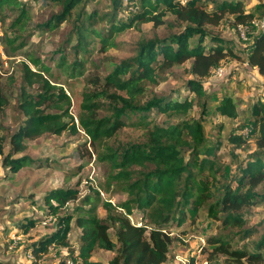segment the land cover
<instances>
[{"label": "trees", "instance_id": "trees-1", "mask_svg": "<svg viewBox=\"0 0 264 264\" xmlns=\"http://www.w3.org/2000/svg\"><path fill=\"white\" fill-rule=\"evenodd\" d=\"M42 1L59 6L55 14L39 24L45 30H53L73 16L72 59L68 61L63 51L53 62L55 71L69 77L83 75L94 39L98 49L105 52L115 46L118 33L142 23L172 27L174 21L179 30L139 40L135 53L121 59L103 76L86 74L76 116L70 112V96L48 77L50 66L27 54L34 69L23 64L15 106L20 118L8 137L0 136L3 168L11 175L32 162L26 154L17 155L26 149V140L81 130L90 140L96 158L109 164L104 188L115 185L125 194L124 200L115 205L102 199L100 189L93 186H88L82 197L75 187L49 190L43 196L45 213L55 219L56 225L27 246L32 257L36 260L51 246H60L68 249L65 258L79 264H105L91 259L95 249L114 251L107 264H162L173 240L167 225L175 223L179 227L187 220L193 223L199 211L204 210L216 223V231L204 236L199 250L207 255L208 262L264 264V220L247 224L250 208L264 204V192L255 190L264 184V102L256 98L252 104L249 135L254 136L255 148L243 164L236 166L238 173L231 176L234 184L226 181L229 171L216 155L220 142L208 139L200 118L186 117L194 104L205 111L210 96H205L204 83L217 67L229 61H245L255 68L264 88V32H257L244 46L245 52L239 53L228 40L208 29L226 18L233 28L238 23L248 24L254 13L238 0H110L111 10L103 15L82 8L93 0ZM255 8L264 9V2ZM4 9L17 13L8 25L13 36L6 39L8 44L20 39L13 47L16 50L24 44L30 14L22 0H0V13ZM119 10L128 17H118ZM168 15L172 20L165 18ZM101 20L107 26L95 28V22ZM186 61H190L188 72L192 78L184 83L183 96L149 93L150 87L162 82L172 67ZM6 103L0 84V106ZM213 110L227 118L238 116L237 102L225 93L214 103ZM152 112L175 120L157 123L150 116ZM124 127L144 130L143 140H115ZM227 139L236 146L247 141L236 132L228 134ZM5 141L9 146L6 153ZM75 200L78 202L71 211L61 212ZM98 207L104 210L103 217L98 215ZM134 209L142 213L139 224L128 218ZM72 219L80 229L77 250L70 248L68 241ZM38 221L28 219L19 227L26 233ZM253 235L257 237L251 239ZM234 239L245 242L239 246ZM65 260L59 264H65ZM194 262L195 257H190L183 264Z\"/></svg>", "mask_w": 264, "mask_h": 264}, {"label": "rangeland", "instance_id": "rangeland-1", "mask_svg": "<svg viewBox=\"0 0 264 264\" xmlns=\"http://www.w3.org/2000/svg\"><path fill=\"white\" fill-rule=\"evenodd\" d=\"M124 1V0H123ZM235 1V0H234ZM243 7L254 13V19L264 16V9L255 6L264 0H238ZM30 14V22L27 31L24 33V44L14 50L20 39L12 44L6 42L7 38L13 36L9 33L8 25L17 14L15 11L4 9L0 13V84L3 97L7 103L0 106V136L9 134L15 128L20 118L15 108L22 84L23 64L27 63L34 69V66L27 60V54L38 57L44 64L51 68V76L46 75L51 81L63 87L71 98L70 112L76 116L80 95L85 87V75L96 73L103 76L109 69L114 67L121 59L132 56L136 51L137 42L143 38L154 36L162 37L169 32L179 30V24L173 21V26H153L151 22L140 24L139 27L126 29L118 33L115 38V46L105 52H101L96 39L89 45L90 52L82 69L83 75L69 77L64 73L54 70V63L58 57L66 52L68 61L72 59L70 46L75 42L72 27L73 16L58 24L53 30H45L40 23L45 22L59 10V6L42 0H22ZM82 8L86 12L95 10L99 15L110 12V0H93L85 3ZM103 17V16H102ZM118 17L126 18L128 13L119 10ZM172 20V16L165 17ZM99 20V19H98ZM95 28H105L106 21L95 22ZM211 33L219 35L228 40L233 48L244 53V46L252 40V37L259 32L258 29L250 31L248 40L240 39L229 18L224 19L218 26H208ZM206 40L205 42H207ZM190 61L172 67L166 74L165 79L155 86H151L149 93L166 95L172 98L183 96V89L186 80L192 78L188 72ZM222 71L212 72L211 77L204 83L205 96L210 99L206 104L205 111L201 110L198 104H194L189 111L187 118H200L204 123L206 135L209 140H217L220 147L216 155L220 162L229 171L226 181H232L231 176L237 175V168L243 164L249 154L254 150V136L246 133L245 128L252 125L251 108L256 98L264 102V88L261 86L262 79L258 77L255 68L248 63L229 61L223 65ZM28 89V88H27ZM33 91V89H28ZM229 94L237 102L238 116L227 118L213 110V105L222 94ZM151 118L157 123L163 124L174 121L175 118H167L164 114L151 113ZM236 132L242 134L247 141L239 146L231 143L227 136ZM144 130L134 127H124L118 131L114 139L125 142H138L144 138ZM249 135V136H248ZM7 140V139H6ZM26 149L17 155L26 154L32 162L22 167L14 174H9L1 165L0 155V264H59L63 259L65 264H79L71 262L68 258V249L60 246H51L48 252L42 254L36 260L27 251V246L32 241L51 232L55 228V219L46 216V207L43 203V196L49 190L58 187H75L79 189L80 197L88 192V186L100 189V196L112 204L118 205L124 200L125 194L115 185L105 189L103 184L109 173V164L98 160L88 137L79 130L72 134L63 131L59 135L43 134L34 139L25 141ZM9 149L7 141L3 143V151ZM237 166V168H236ZM232 179V180H231ZM257 192H264V184L255 189ZM78 202H69L61 212L71 211L72 206ZM97 213L100 217L105 215L104 210L98 207ZM142 213L139 210H132L128 218L132 223H141ZM28 219L39 220L26 233L19 227L20 223ZM264 220V204L253 205L248 214V225H255ZM216 223L206 216L204 210L199 211L195 221L187 220L183 225L177 227L175 223L167 225L166 230L173 240L169 246L167 259L162 264H183L190 257H195L194 264H216L208 262L207 255L199 252L200 246L204 244V236L216 231ZM80 229L71 220V230L68 234L70 248L77 250ZM253 235L251 239H255ZM234 244L242 245L245 240ZM114 251L95 249L91 259L107 264L112 258ZM207 260V261H206ZM221 260V259H219ZM218 264H224L218 262Z\"/></svg>", "mask_w": 264, "mask_h": 264}, {"label": "built area", "instance_id": "built-area-1", "mask_svg": "<svg viewBox=\"0 0 264 264\" xmlns=\"http://www.w3.org/2000/svg\"><path fill=\"white\" fill-rule=\"evenodd\" d=\"M258 29L259 32H264V16L258 19H252L248 24L238 23L234 26L237 36L242 40H248V34L254 29ZM247 64V62H245ZM222 67L219 66L215 69L217 73L222 71ZM220 74V73H219ZM246 133L251 131V127L245 128Z\"/></svg>", "mask_w": 264, "mask_h": 264}, {"label": "crops", "instance_id": "crops-1", "mask_svg": "<svg viewBox=\"0 0 264 264\" xmlns=\"http://www.w3.org/2000/svg\"><path fill=\"white\" fill-rule=\"evenodd\" d=\"M238 52V51H237ZM240 53V52H239ZM258 75V77H260L261 79H262V77L259 75V74H257Z\"/></svg>", "mask_w": 264, "mask_h": 264}]
</instances>
